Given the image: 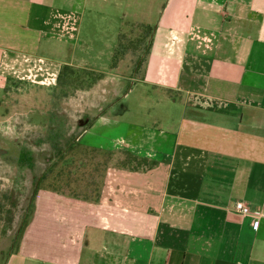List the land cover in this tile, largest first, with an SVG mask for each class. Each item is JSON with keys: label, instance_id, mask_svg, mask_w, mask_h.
Returning a JSON list of instances; mask_svg holds the SVG:
<instances>
[{"label": "crops", "instance_id": "1", "mask_svg": "<svg viewBox=\"0 0 264 264\" xmlns=\"http://www.w3.org/2000/svg\"><path fill=\"white\" fill-rule=\"evenodd\" d=\"M130 1L0 0L1 103L19 83L56 89L66 66L98 72L50 55L88 11ZM154 14L141 100H163L172 129L130 131L119 152L140 167L109 169L95 199L41 191L28 233L52 235L39 252L60 264H264V0H167ZM95 103L110 119L114 102Z\"/></svg>", "mask_w": 264, "mask_h": 264}, {"label": "rangeland", "instance_id": "2", "mask_svg": "<svg viewBox=\"0 0 264 264\" xmlns=\"http://www.w3.org/2000/svg\"><path fill=\"white\" fill-rule=\"evenodd\" d=\"M166 2L131 0L122 9L106 5L99 6L98 13L88 11L86 22L91 21L79 34L67 32L63 54L50 57L67 61L75 57L76 64L98 72L63 70L56 89L34 87L30 94L19 83L15 104H3L0 99V264H60L47 261L49 256L39 252L48 246L44 241H56L52 235L44 238L42 232L28 233L33 217L42 210V203L38 207L40 192L95 199L105 187L109 169L139 166L119 152L128 143L130 131L169 133L172 129L163 100H141L153 89L141 82L151 37L146 26L135 24L152 19L148 25L153 26L154 13ZM121 28L125 51H117L113 71L111 59ZM139 60L142 65L136 69ZM112 71L126 79L118 83L109 75ZM95 88L97 93L91 94ZM96 101L105 103L103 110L114 102L107 109H112L110 119L97 120L101 111ZM55 213L57 217L58 209ZM42 217L34 228L43 226ZM35 255L45 260L33 259ZM83 256L99 258L86 250Z\"/></svg>", "mask_w": 264, "mask_h": 264}, {"label": "trees", "instance_id": "3", "mask_svg": "<svg viewBox=\"0 0 264 264\" xmlns=\"http://www.w3.org/2000/svg\"><path fill=\"white\" fill-rule=\"evenodd\" d=\"M143 26H146L145 28H147L150 32V41H149V44L147 46V57H146V60H145V67L147 65V62H148V58H149V54H150V51H151V47H152V38H153V34H154V31L156 29V25H153V26H150L148 24H141ZM124 36V32H123V29L122 31L120 32L119 34V37H118V42H117V45H116V48H115V51H114V55H113V59H112V63H111V68L114 69L115 68V65L117 64L118 62V59H117V51H118V54L121 52V51H125V48L123 46V44L121 43V40ZM142 65V61L139 60V62H137L136 64V69H139V67ZM74 68H71V67H64L63 70H73ZM62 70V71H63ZM145 70V69H144ZM144 77V71H143V75H142V78ZM60 78V77H59ZM36 191V190H35ZM5 200V199H4ZM2 203V202H1Z\"/></svg>", "mask_w": 264, "mask_h": 264}, {"label": "built area", "instance_id": "4", "mask_svg": "<svg viewBox=\"0 0 264 264\" xmlns=\"http://www.w3.org/2000/svg\"><path fill=\"white\" fill-rule=\"evenodd\" d=\"M235 209L241 215L251 216L255 219L258 218L260 215L258 211H253L250 207L246 206L243 202H237Z\"/></svg>", "mask_w": 264, "mask_h": 264}]
</instances>
